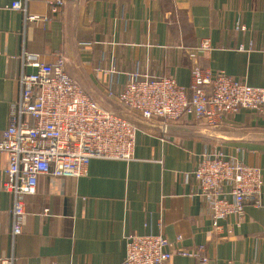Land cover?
<instances>
[{
    "label": "crops",
    "instance_id": "1",
    "mask_svg": "<svg viewBox=\"0 0 264 264\" xmlns=\"http://www.w3.org/2000/svg\"><path fill=\"white\" fill-rule=\"evenodd\" d=\"M0 0V137L19 95L25 59L60 56L69 77L100 106L138 127L130 161L92 158L80 177L41 175L25 195L22 233L12 236L11 197L2 190L8 155L0 151V258L12 264H121L127 234L162 233L188 250L204 246L205 262L173 255L168 264H264L263 205L211 228L190 171L201 153L221 152L262 170L264 111L242 109L220 125L202 120H155L127 112L116 93L133 71L169 76L188 86L190 67L222 71L264 87V0H27L25 21ZM202 39L210 48L193 60L184 50ZM113 71V72H111Z\"/></svg>",
    "mask_w": 264,
    "mask_h": 264
},
{
    "label": "built area",
    "instance_id": "2",
    "mask_svg": "<svg viewBox=\"0 0 264 264\" xmlns=\"http://www.w3.org/2000/svg\"><path fill=\"white\" fill-rule=\"evenodd\" d=\"M66 0H53L56 11ZM11 8L23 13L25 21L44 18L28 13L27 0H14ZM209 40L184 50L191 60L208 50ZM22 65L35 68L21 72L19 95L9 108V124L0 137V151L7 152L8 166L2 170V190L11 197L12 236L22 233L25 195L35 194L41 175L71 178L85 175L92 158L132 160L138 127L108 112L84 94L65 71L60 56L52 63L25 59ZM113 72V71H111ZM188 86L172 77L133 71L116 92H108L127 112L155 120L163 132L170 121L202 120L209 127L228 115L245 109L258 116L264 111V87H252L222 71L194 63ZM203 198L212 231H222L221 222L231 215L242 216L247 204L263 205L262 170L221 152L201 153L190 171ZM121 264H168L173 255L207 260L204 246L188 250L182 237L167 239L162 233L127 234ZM12 264V258H0Z\"/></svg>",
    "mask_w": 264,
    "mask_h": 264
}]
</instances>
